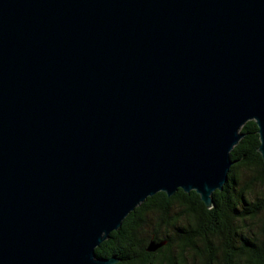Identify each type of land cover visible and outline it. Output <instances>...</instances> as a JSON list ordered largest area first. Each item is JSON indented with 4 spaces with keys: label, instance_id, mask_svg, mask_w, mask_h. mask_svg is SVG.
<instances>
[{
    "label": "water",
    "instance_id": "water-1",
    "mask_svg": "<svg viewBox=\"0 0 264 264\" xmlns=\"http://www.w3.org/2000/svg\"><path fill=\"white\" fill-rule=\"evenodd\" d=\"M248 120L264 160V0H0V264H116L148 197L214 205Z\"/></svg>",
    "mask_w": 264,
    "mask_h": 264
},
{
    "label": "trees",
    "instance_id": "trees-1",
    "mask_svg": "<svg viewBox=\"0 0 264 264\" xmlns=\"http://www.w3.org/2000/svg\"><path fill=\"white\" fill-rule=\"evenodd\" d=\"M240 132L244 135L234 145L230 156L233 161L243 158L232 164L228 181L224 184L223 190L213 192L214 205L211 208L205 206L194 190H191L188 195L182 189H178L170 197L159 191L136 206L126 216L124 224L129 223V217L136 212L139 214L153 213L158 217L167 218L182 215L185 224L182 227L183 231L178 234V236L181 234L182 239L179 243L181 253L178 251L180 258L178 257L177 264H186L185 250H191L195 256H200L193 239L201 236V234H207V220L209 216H213V226L210 229L213 247L209 249V253L213 257V264H264V196L247 197L255 182L264 181V160L258 152L259 135L255 121L248 120L245 122ZM241 168L252 169L254 172L253 177L244 183L238 178ZM184 195L189 197L183 199ZM174 204L183 207L181 211L175 214L171 212ZM258 219H260V224L254 225L253 223ZM146 222L147 218L144 219L140 229V238H145L142 237V234L145 232L144 224ZM139 224L141 225V223ZM125 225L122 226L121 232L111 231L108 238L95 248L98 257H118L120 261L117 264H164L165 261L167 264H176L177 257L170 255L169 247L171 242L176 243L173 235L169 237L168 235L157 234L156 240L167 241L170 239V243L164 247L165 249L160 250L161 253L158 258L153 255L143 257L142 253H146V242L138 245L135 242L136 237L138 238L137 230L131 232L127 229L128 225ZM243 228L245 229V237L241 241L238 237L236 244H233L231 241L233 240V233L237 230V236H239ZM173 229L174 232L175 228L173 227ZM176 232L178 231L176 230ZM147 239L144 240L147 241ZM133 244L134 247L130 250L124 248L125 245L132 247ZM220 247L225 252L222 255L219 253Z\"/></svg>",
    "mask_w": 264,
    "mask_h": 264
},
{
    "label": "flooded vegetation",
    "instance_id": "flooded-vegetation-1",
    "mask_svg": "<svg viewBox=\"0 0 264 264\" xmlns=\"http://www.w3.org/2000/svg\"><path fill=\"white\" fill-rule=\"evenodd\" d=\"M219 191H222V190H219ZM183 192L185 194H188V195H189V193H191V191H189V192L183 191ZM188 195H184L183 196V199L188 198L189 197ZM179 207H181V206H179ZM181 208H183V207H181ZM147 215L148 214H139V213L136 212L133 215H131V217H129V220L128 221H130L129 222L130 224L128 222L126 223V225H128V228L127 229L129 231L133 232L134 230L135 231L137 230L138 238L136 237L135 242L138 245L144 244V242H146L145 243L146 244L145 245V252L146 253H142L143 257H149V256L153 255L156 258H158V255L161 253L160 250L161 249H165L164 247H166L167 244L170 243V239H167V243L165 245L159 247L155 251H147L146 250V246L148 245V243L150 241H154V242L160 241V240H156L155 239V237H157V234L166 235V236L168 235L169 237H171L173 235V237H175V242L178 243V244H176V243L174 244L173 242H171L169 244V247H170V255L171 256L172 255L173 256L175 255L177 257L176 260H175V262L177 264L178 263V260L177 259L179 257L178 256V251L180 252L179 243L181 242V239H182L181 238V234H180V236H178V234L183 231V228L182 227L185 224V222H183V216L182 215H180L182 217H180V216L179 217H176V216L171 217V216H169V218L163 217V216L158 217V219L153 224L152 229H151V227H149V231H148L149 233H148V235L145 236V238H140L139 237V234H141V230L140 229L142 228L144 219L146 218ZM212 217L213 216H209V218L207 220V230H208L207 234H201V236H197V237H195L193 239V242H194V244L196 246L197 252H200V256L199 255L196 256V258L199 259L197 264H213V257L209 253V249H211L213 247V243H212L213 242V237H212V234L210 233L211 232L210 229L213 226ZM125 219H126V217L123 219V221H122V223H121V225H120V227L118 229L113 230V231H115V233L116 232H121V230H123L122 229V226L125 225L124 224ZM139 223H141V225ZM173 227L175 228V231L173 233L172 232L170 233L169 229H171ZM176 230L178 232H176ZM237 233H238L237 230H235V232L232 235L233 240H231V241H232L233 244H236L238 237H239V241H241V239H243L245 237V229L244 228L242 229V231L239 233V236H237ZM146 238H148L147 241L144 240ZM173 246H174V250H173ZM133 247H134V244L132 245V247H131V245H125L124 248L130 250ZM219 253L221 255L225 253L224 250L221 249V247H220ZM164 264H167V262L165 261Z\"/></svg>",
    "mask_w": 264,
    "mask_h": 264
},
{
    "label": "rangeland",
    "instance_id": "rangeland-1",
    "mask_svg": "<svg viewBox=\"0 0 264 264\" xmlns=\"http://www.w3.org/2000/svg\"><path fill=\"white\" fill-rule=\"evenodd\" d=\"M254 175V172L252 171V169H248V168H241L239 170V181H241L242 183L250 180ZM254 196H264V181L263 182H255L252 187H251V191L249 194H247V197L249 198H253ZM182 208L179 207L177 204H174L171 208V212L173 214L179 212ZM147 222L144 225V233L142 234V237H145L146 235H148V231H149V227H153V224L155 223V221L158 219V216L153 214V213H149L147 216ZM183 222H185V219H183ZM254 225H258L260 224V219H258L257 221H255V223H253ZM168 229V228H167ZM173 228L169 229L170 233H173ZM184 256L186 257V264H197L198 263V258H196V256L194 255L193 251L191 250H185L184 252Z\"/></svg>",
    "mask_w": 264,
    "mask_h": 264
}]
</instances>
